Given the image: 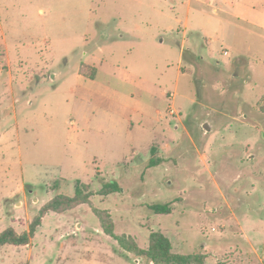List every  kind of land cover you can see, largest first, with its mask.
I'll return each instance as SVG.
<instances>
[{"label":"rangeland","instance_id":"rangeland-1","mask_svg":"<svg viewBox=\"0 0 264 264\" xmlns=\"http://www.w3.org/2000/svg\"><path fill=\"white\" fill-rule=\"evenodd\" d=\"M263 95L264 0H0V231L94 193L0 264H154L93 207L140 247L160 231L203 264H264Z\"/></svg>","mask_w":264,"mask_h":264},{"label":"trees","instance_id":"trees-1","mask_svg":"<svg viewBox=\"0 0 264 264\" xmlns=\"http://www.w3.org/2000/svg\"><path fill=\"white\" fill-rule=\"evenodd\" d=\"M86 64H81L79 75L93 79L96 75V68L91 67L87 73ZM264 102V95L262 96ZM264 110V106L262 108ZM154 152V147H152ZM162 158L152 157L148 161V166H155L162 162ZM120 187L116 181L106 182L97 191L98 195L107 196L113 192L119 191ZM94 193L89 189L88 184L78 182L73 195H65L62 193L54 195L45 202L28 225V229L18 233L12 226H8L0 231V247L3 245L25 246L35 236L37 227L40 226L43 217L48 213H62L71 210L79 205H90V197ZM156 213H169L170 205L168 204H152L149 206ZM92 212L98 218L104 232L114 238L118 244L126 251L134 254L136 257H144L154 264H203L205 256L197 253L179 254L172 251L170 240L160 231H153L149 235L146 247H140L135 239L130 235H116L114 233V225L111 216L107 210L93 207Z\"/></svg>","mask_w":264,"mask_h":264},{"label":"built area","instance_id":"built-area-1","mask_svg":"<svg viewBox=\"0 0 264 264\" xmlns=\"http://www.w3.org/2000/svg\"><path fill=\"white\" fill-rule=\"evenodd\" d=\"M223 54H227V52L226 51H223Z\"/></svg>","mask_w":264,"mask_h":264},{"label":"crops","instance_id":"crops-1","mask_svg":"<svg viewBox=\"0 0 264 264\" xmlns=\"http://www.w3.org/2000/svg\"><path fill=\"white\" fill-rule=\"evenodd\" d=\"M255 105H256V103H255ZM255 105H254V106H255ZM170 112H171V111H170Z\"/></svg>","mask_w":264,"mask_h":264}]
</instances>
